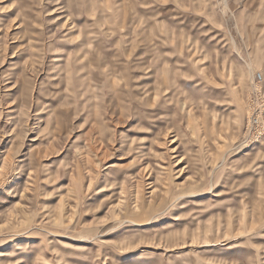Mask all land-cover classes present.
I'll return each instance as SVG.
<instances>
[{
	"label": "rangeland",
	"instance_id": "374dc122",
	"mask_svg": "<svg viewBox=\"0 0 264 264\" xmlns=\"http://www.w3.org/2000/svg\"><path fill=\"white\" fill-rule=\"evenodd\" d=\"M138 1L0 0V264H264V0Z\"/></svg>",
	"mask_w": 264,
	"mask_h": 264
},
{
	"label": "crops",
	"instance_id": "0c3cea01",
	"mask_svg": "<svg viewBox=\"0 0 264 264\" xmlns=\"http://www.w3.org/2000/svg\"><path fill=\"white\" fill-rule=\"evenodd\" d=\"M138 2L140 16L136 19L133 17L130 19L139 22L136 29L137 37L144 43H151V45H156L157 48L161 47L160 51L162 52L169 54L173 52L176 45L181 44L187 46L191 51L192 48L203 45L202 30H207L209 33L218 30L215 28L216 26L208 23L207 13L204 10L202 12L201 8H196L195 2H192V0L188 1L189 5L185 3L183 7L177 3V0H161V2L157 0H139ZM123 6L124 4L122 8ZM237 13L246 16V12L244 13L242 10ZM247 15H250L249 10ZM194 29L197 30L195 35H193ZM131 30L135 32L131 26L126 30L127 32H123L124 30H120V32L127 38V34L131 35V32H129ZM184 61L186 60L184 59Z\"/></svg>",
	"mask_w": 264,
	"mask_h": 264
},
{
	"label": "built area",
	"instance_id": "2783aa9c",
	"mask_svg": "<svg viewBox=\"0 0 264 264\" xmlns=\"http://www.w3.org/2000/svg\"><path fill=\"white\" fill-rule=\"evenodd\" d=\"M258 79H261V76H260V75L258 76ZM253 123H254V121L251 122V125H252V126L254 125Z\"/></svg>",
	"mask_w": 264,
	"mask_h": 264
},
{
	"label": "bare ground",
	"instance_id": "6f19581e",
	"mask_svg": "<svg viewBox=\"0 0 264 264\" xmlns=\"http://www.w3.org/2000/svg\"><path fill=\"white\" fill-rule=\"evenodd\" d=\"M98 132H99V131H98ZM155 134H156V133H155ZM151 135H152V134H151ZM122 149H123V148H122ZM152 193H153V192H152ZM152 195H153V194H152ZM141 225H142V224H141ZM134 226H135V225H134ZM171 236H172V235H171ZM171 236H170V237H171Z\"/></svg>",
	"mask_w": 264,
	"mask_h": 264
}]
</instances>
